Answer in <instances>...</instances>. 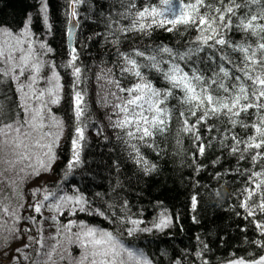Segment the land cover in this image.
Here are the masks:
<instances>
[{
    "label": "snow or ice",
    "instance_id": "snow-or-ice-1",
    "mask_svg": "<svg viewBox=\"0 0 264 264\" xmlns=\"http://www.w3.org/2000/svg\"><path fill=\"white\" fill-rule=\"evenodd\" d=\"M88 3L66 0L69 38L81 27L79 9ZM39 5L50 34L48 0H39ZM90 10H95L103 23V31L94 36L115 49L112 66L101 68L96 81L101 88L98 102L111 110L106 119L116 139L130 149L129 155L144 173H151L156 166L144 158L140 146L158 147L156 136L166 135L175 120L176 144H183L182 137L191 141L188 166L195 174L207 167L204 159L221 168L234 161L237 167L225 168L223 174L242 178L233 196L238 201L236 206L243 210L242 218L256 231L250 243L264 253V0H111L106 8L97 0ZM31 20L29 14L18 32L0 27V85L8 91L14 87L17 94L14 109L6 111L0 102V183L14 189L29 177L52 170L64 133L63 119L53 112V106L64 99V84L57 65L44 59L54 49L32 32ZM156 30L175 33L182 40L189 32L196 35L175 45L143 43L141 38L151 39ZM234 31L242 34L239 41L232 40ZM123 44H127L126 50L121 49ZM81 63L77 47L70 46L69 58L61 65L74 78L70 97L74 125L65 180L82 163L86 131L92 123L87 90L81 87L86 80ZM41 83L44 87H38ZM93 127L97 135H103L102 126ZM215 149L218 153L209 154ZM242 162L249 167L239 166ZM214 175L220 178L222 173ZM70 187L57 182L32 191L33 196L42 193V198L28 208L55 225V234L49 237L43 235L35 215L22 214L23 204L12 207L0 200V235L5 231L9 236L29 233V243L16 249V264L21 258L28 264H163L126 237L170 228L173 218L166 210L150 227H142L144 221L132 212L126 199L104 200L101 193L90 198L78 187ZM198 204L197 195H192L193 212ZM45 208L52 213L46 218L42 213ZM80 213L100 217L111 227L87 220L61 222L65 214ZM193 220L198 222L195 216ZM22 221L39 225L35 237L30 235V228L18 227ZM241 231L246 232L247 227ZM48 240L55 242L49 245ZM199 242L200 250L191 253L192 260L186 259L190 253L185 250L183 256L170 257L168 264H208V246ZM71 245L80 250L79 256H70ZM161 256L168 257V253L164 251ZM225 264H264V254H232Z\"/></svg>",
    "mask_w": 264,
    "mask_h": 264
},
{
    "label": "trees",
    "instance_id": "trees-1",
    "mask_svg": "<svg viewBox=\"0 0 264 264\" xmlns=\"http://www.w3.org/2000/svg\"><path fill=\"white\" fill-rule=\"evenodd\" d=\"M96 2L97 0H89L88 4L80 7L82 23L75 35V46L82 62L80 66L84 69L86 77L81 87H86L87 90L86 99L92 123L86 131L87 142L81 153L82 163L67 175L65 180L64 166L71 155V136L74 125L70 99L71 84L74 78L70 70L61 67L67 62L70 53L66 35V0H48L49 18L52 25L50 34L38 11L39 0H0V27L16 32L24 27L31 14V30L36 37L41 41H46L54 49V52L47 55V58L57 65L64 84V99L59 105L53 106L55 115L63 119L64 133L56 149L59 159L49 171L51 178L45 181V186L52 187L57 182H63L65 188L71 190L70 186L78 187L90 198H94L95 193H101L104 195V200L126 199L132 212L138 214V218L144 221L142 227H150L152 222L166 210L173 218L170 228L163 231L154 230L151 233L141 232L134 237H126L128 241L142 248L154 260L158 262L162 260L163 264H168L172 256H183L185 250L190 253L186 259L192 260L191 253L200 250L199 241H203L208 246L205 253L208 264H225L228 259L232 258V254L245 257L249 253L264 254L250 243L256 238V231L248 221L242 218L243 210L236 206L238 201L233 196L234 191L241 187L242 178L234 174H223L225 168L237 167L231 157L228 159L232 162L224 164L223 168L219 164L212 166L209 160L202 158L207 167L195 174L188 166L191 163L189 153L193 150L191 141L182 137L183 144H176L177 125L174 120L171 130L166 135L156 136L155 144L158 147L140 146V152L144 158L149 164L156 166L154 171L146 174L134 156L129 155L130 149L116 139V133L109 127L106 119V115L110 114L111 110L98 102L100 100L98 93H101V88L96 81V74L101 68L111 67L116 57L115 49L111 45H106L100 37L94 36V33L103 31L102 21L95 15V10H90L91 5ZM99 2L106 8L111 0H99ZM84 17H89V19H84ZM195 35V32H189L182 40L175 33L156 30L151 39L143 37L141 39L145 44L163 42L175 45L178 41L183 43L184 40L191 39ZM89 37L92 39H88ZM231 38L233 41H239L242 34L234 31ZM121 49L126 50L127 44L121 45ZM0 102L4 104L6 111L15 108L17 94L14 87L8 91L6 86L0 85ZM93 124L102 126L103 135H97V128L93 127ZM105 136L108 137L107 140ZM213 153H218V149L210 150L209 154ZM224 155L226 156L227 153L225 152ZM239 166L249 167L243 162ZM216 172L222 173L220 178L215 177ZM33 177L35 180L38 179L36 176ZM117 181L120 187H117ZM0 187H4L0 189L2 192L0 200L3 198L4 203L9 201L12 207L20 204L25 206V195L23 196L21 185L18 187L21 198L17 199L11 197L12 186L0 183ZM113 187H116L115 193L112 192ZM194 194L199 200L195 212L191 210V196ZM38 195L40 197L36 196L32 203L42 198V193ZM237 212L241 215H237ZM31 215H35L40 221L45 237L55 234V225H52L53 231L50 233L43 226V219L39 214L32 212ZM193 216L198 222H194ZM176 217L179 218L178 222ZM60 219L63 223H67L69 219H76L87 220L100 227H111L102 218L87 217L83 213L77 216L65 214ZM25 227L30 228L27 225L21 229ZM34 227L36 228L35 237L39 225L34 224ZM245 227L247 231H241ZM28 235L29 233L21 232L24 242L17 248H22L24 244L29 243ZM54 242L53 240L47 241L49 245ZM164 251L168 253V257L161 256ZM25 252L34 255L31 249H25ZM68 253L71 257H77L80 250L75 245H71ZM20 264H28V262L21 258ZM196 264H199V261H196Z\"/></svg>",
    "mask_w": 264,
    "mask_h": 264
},
{
    "label": "rangeland",
    "instance_id": "rangeland-1",
    "mask_svg": "<svg viewBox=\"0 0 264 264\" xmlns=\"http://www.w3.org/2000/svg\"><path fill=\"white\" fill-rule=\"evenodd\" d=\"M18 31H16V32H18ZM44 59L50 62V60H48L47 56L44 57ZM44 74L45 75L48 74V70L47 69H45V73ZM38 87H44L43 83L38 85ZM5 175L9 176L11 174L5 173ZM50 178H51V175H50V173L48 171V172H43L42 175H40L37 180H35V178L33 176H31V177L25 179L22 183L19 184L22 187L21 189L23 191V196L25 195V201H24L25 206H24V209L21 210L23 215L27 216V215H31L32 214V211H31V209L28 208V205L32 204V202L34 201V199L36 197V196L32 195L33 189H36V188L43 189L45 187V181L50 180ZM1 188H4V187H0V189ZM19 191H18V188H15V189L13 188L12 191H11V192H13L11 197L14 198V199L19 198L20 197ZM0 194H2L1 190H0ZM37 196L40 197L39 195H37ZM1 200L4 201L3 198ZM6 201H8V200H6ZM18 206L19 205H17V207ZM42 213H43L44 218L49 217L50 215H52V213L49 212L46 208L42 210ZM42 222H43L42 224L45 227V229L48 230V232L52 233V231H53L52 225H54L52 223V221L47 220V219H43ZM10 225H11V221H9V226ZM27 225L31 228V233L30 234L32 236H34V234L36 233V228L34 227V224H32L31 222L22 221L18 225V227L21 228V227H24V226H27ZM23 242H24V240L21 237V232L17 233L14 236H9L6 231L3 232L2 235H0V264H14L15 262H14L13 258L17 255L16 249H17V247L20 244H23Z\"/></svg>",
    "mask_w": 264,
    "mask_h": 264
},
{
    "label": "water",
    "instance_id": "water-1",
    "mask_svg": "<svg viewBox=\"0 0 264 264\" xmlns=\"http://www.w3.org/2000/svg\"><path fill=\"white\" fill-rule=\"evenodd\" d=\"M78 29L75 30V33L73 35V37L69 38L67 36V39H68V45H69V50H70V46L74 45L75 46V35H76V32H77Z\"/></svg>",
    "mask_w": 264,
    "mask_h": 264
}]
</instances>
